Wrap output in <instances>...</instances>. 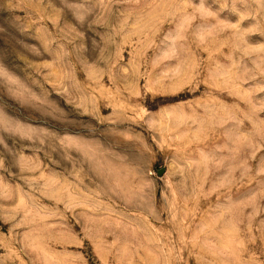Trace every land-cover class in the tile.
I'll return each instance as SVG.
<instances>
[{
  "label": "rangeland",
  "instance_id": "374dc122",
  "mask_svg": "<svg viewBox=\"0 0 264 264\" xmlns=\"http://www.w3.org/2000/svg\"><path fill=\"white\" fill-rule=\"evenodd\" d=\"M0 264H264V0H0Z\"/></svg>",
  "mask_w": 264,
  "mask_h": 264
}]
</instances>
